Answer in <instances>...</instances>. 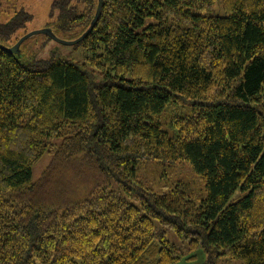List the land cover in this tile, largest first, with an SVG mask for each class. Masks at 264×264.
<instances>
[{"label": "trees", "instance_id": "16d2710c", "mask_svg": "<svg viewBox=\"0 0 264 264\" xmlns=\"http://www.w3.org/2000/svg\"><path fill=\"white\" fill-rule=\"evenodd\" d=\"M69 2L54 27L76 38L97 1ZM75 46L80 64L0 48V264H264V0H102ZM149 161L187 162L204 196L146 184Z\"/></svg>", "mask_w": 264, "mask_h": 264}, {"label": "rangeland", "instance_id": "374dc122", "mask_svg": "<svg viewBox=\"0 0 264 264\" xmlns=\"http://www.w3.org/2000/svg\"><path fill=\"white\" fill-rule=\"evenodd\" d=\"M97 1V0H96ZM54 0H0V22L8 19H14V17L24 11L29 14L30 19L24 20L23 24L11 35L10 39L5 42L11 46L16 40L27 33L28 31L43 28L46 24L57 20L58 10L52 9ZM218 3V1L216 2ZM69 5L75 6V16L85 14V5L79 0H70ZM96 8V7H95ZM95 12V9H94ZM84 21V20H83ZM71 27L69 31L60 30L56 31V35L63 39H73L71 36H76L81 29L82 25H79L77 20L68 23ZM76 45V44H75ZM75 45L61 44L50 39L43 33H38L30 38L26 39L21 45V49H24V54L28 55L34 53L37 58L50 57L52 51L61 57H66L76 63H81L82 49ZM91 79H97L94 73L89 72ZM95 77V78H94ZM175 112L174 110H171ZM52 153H44L33 165H32V180L35 181L42 176L44 170L49 166ZM140 175L144 179V182L149 183L151 187L156 190L162 191L167 187L172 186L174 183H180L184 186L185 190L197 201L205 194L204 178L197 174L191 166L185 161H178L174 164H168L164 162H146L141 167ZM61 189V188H60ZM77 198V197H76ZM162 228V227H161ZM164 229V228H162ZM167 238L179 246L181 251L186 252V243L178 238V236L172 231L165 228ZM196 259L190 262L185 259L177 264H202L203 254L200 250L196 251ZM217 264H244L239 258L225 257L221 258Z\"/></svg>", "mask_w": 264, "mask_h": 264}, {"label": "water", "instance_id": "95a60500", "mask_svg": "<svg viewBox=\"0 0 264 264\" xmlns=\"http://www.w3.org/2000/svg\"><path fill=\"white\" fill-rule=\"evenodd\" d=\"M101 8H102V0H97V5H96V10L94 12V16L90 20L87 28L76 38H73V39L60 38L56 35L55 29L52 26H47V27L28 31L24 35L20 36L16 40V42H14L11 46H5V45L0 43V48L9 52V53L20 55V53H22L21 52L22 51L21 45L24 43V41H26V39H28L31 36H34L38 33H43V34L47 35L50 39H52L56 42H59L61 44L75 45V44L79 43L90 32V30L94 27V24H95L99 14H100Z\"/></svg>", "mask_w": 264, "mask_h": 264}, {"label": "flooded vegetation", "instance_id": "af4514ba", "mask_svg": "<svg viewBox=\"0 0 264 264\" xmlns=\"http://www.w3.org/2000/svg\"><path fill=\"white\" fill-rule=\"evenodd\" d=\"M52 9H53V8H52ZM47 26H52V27L55 29V27H54V22H50V23L46 24L45 27H47ZM55 33H56V29H55Z\"/></svg>", "mask_w": 264, "mask_h": 264}]
</instances>
